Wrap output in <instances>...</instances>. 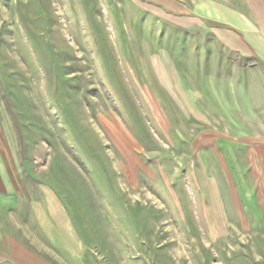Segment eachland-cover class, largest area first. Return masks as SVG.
Instances as JSON below:
<instances>
[{
    "label": "rangeland",
    "instance_id": "1",
    "mask_svg": "<svg viewBox=\"0 0 264 264\" xmlns=\"http://www.w3.org/2000/svg\"><path fill=\"white\" fill-rule=\"evenodd\" d=\"M263 174L264 0H0L2 264H264Z\"/></svg>",
    "mask_w": 264,
    "mask_h": 264
},
{
    "label": "crops",
    "instance_id": "2",
    "mask_svg": "<svg viewBox=\"0 0 264 264\" xmlns=\"http://www.w3.org/2000/svg\"><path fill=\"white\" fill-rule=\"evenodd\" d=\"M257 4V3H256ZM235 15V14H234ZM248 160H249V164L251 163V164H254L253 162H254V160H253V157H248ZM255 176V175H254ZM263 176H264V174H263ZM255 179H256V176L254 177ZM257 182V187L258 188H262L260 191H257V199H258V201H259V205H260V207H261V209H262V211H263V213H264V186H262L261 187V185H260V183H258V180L256 181ZM264 183V182H263ZM263 185V184H262ZM47 198H49V196H47ZM50 199V198H49ZM51 203H53V202H51ZM233 205H234V208H235V210L238 212V214H241L239 211H238V206L236 205V200H234V202H233ZM217 206V205H216ZM222 207V206H221ZM218 208H219V206H218ZM52 209L54 210L53 211V213H51V214H53V216L52 217H54L55 219H63V216H62V213H61V209H60V207L59 206H53L52 207ZM220 210V209H219ZM55 212V213H54ZM240 219V218H239ZM37 223H38V225L41 227V228H43L44 229V225H43V223H41L40 221H37ZM59 227H60V230L59 231H57L58 233H56V235H54V234H52L53 235V237H54V239L56 240V242H58L59 241V239L60 240H62L61 239V237H63V239H65V240H67V238H68V241H69V244H70V246H69V251H66V249L67 248H65V246L63 245V244H60L59 242L56 244V246H63V248L64 249H62L63 251V256H64V260L66 261V262H68V263H76V262H79L80 261V258H81V255H79L78 253H75L74 252V249L73 248H75V246L77 247V242H76V240L72 237V235L69 233V231H67L66 229H61V228H63L61 225H59ZM62 230H63V232L64 233H62ZM48 236V235H47ZM51 236V235H50ZM49 236V237H50ZM60 237V238H59ZM54 244V243H53ZM3 241H2V237H1V235H0V261H2V255H3ZM55 245V244H54ZM0 264H2L1 262H0Z\"/></svg>",
    "mask_w": 264,
    "mask_h": 264
},
{
    "label": "trees",
    "instance_id": "3",
    "mask_svg": "<svg viewBox=\"0 0 264 264\" xmlns=\"http://www.w3.org/2000/svg\"><path fill=\"white\" fill-rule=\"evenodd\" d=\"M218 27V26H217ZM223 28V27H222Z\"/></svg>",
    "mask_w": 264,
    "mask_h": 264
}]
</instances>
